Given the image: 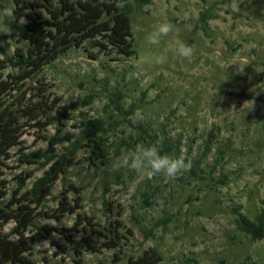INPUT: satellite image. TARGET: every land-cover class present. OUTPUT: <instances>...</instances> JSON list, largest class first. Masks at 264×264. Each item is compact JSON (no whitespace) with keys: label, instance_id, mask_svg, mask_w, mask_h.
Segmentation results:
<instances>
[{"label":"rangeland","instance_id":"374dc122","mask_svg":"<svg viewBox=\"0 0 264 264\" xmlns=\"http://www.w3.org/2000/svg\"><path fill=\"white\" fill-rule=\"evenodd\" d=\"M115 1L132 9L135 55L121 57L84 44L41 73L69 115L55 153L81 142L41 209L51 215L69 184L80 190V208L58 221L40 220L53 230L35 243L32 259L128 264L155 252L159 264H264V240H252L236 226L237 214L254 219L264 200V0H149L140 8L135 0ZM9 6L12 0H0V13ZM164 21L175 25L174 31L159 47L149 45L147 35ZM22 26L0 14V60L25 48ZM177 37L193 47V56L169 53L165 64H155L153 54ZM98 129L104 131L106 157L94 163L89 157ZM54 134L51 126L41 133L27 130L24 152L45 150ZM162 141L171 147L162 155L190 162L178 180H148L113 169L126 150L141 143L160 150ZM11 154L5 172L9 189L14 175L31 173L29 188L42 170L20 164L16 149ZM67 197L72 203L74 195ZM83 218L101 236L75 225ZM114 232L121 237L118 246L104 248Z\"/></svg>","mask_w":264,"mask_h":264},{"label":"trees","instance_id":"16d2710c","mask_svg":"<svg viewBox=\"0 0 264 264\" xmlns=\"http://www.w3.org/2000/svg\"><path fill=\"white\" fill-rule=\"evenodd\" d=\"M12 2L16 20L24 17L27 23L23 24L21 33L25 48H17L12 57L0 60V264H38L31 257L35 243L47 239L53 230L41 225L40 220L53 218L58 221L65 214H73L80 208V190L69 184L59 195L51 215L41 209L51 194L52 186L72 165L75 152L81 147L80 140L76 139L63 153H55V146L62 141L60 134L69 115L67 109L60 105L59 97L51 92V86L41 74L42 70L69 49H77L84 44L99 52L121 57L135 55L129 21L132 9L126 5L118 7L115 0ZM148 2L135 0L137 8ZM50 126L55 129V134L48 138L45 150L25 153L22 137L26 131L33 129L41 133ZM103 132L96 130L92 139L89 160L94 163L106 157L102 154ZM170 148L162 141L160 153H168ZM12 149H16L20 164H37V168L42 170L29 188H26V182L31 173L14 175V187L9 189L5 172L9 168L7 162L12 156ZM68 193L74 195L72 203L68 201ZM78 221L75 225L80 226L81 230L87 226V233L101 236V231L94 230L84 218ZM8 223L13 226L9 232H4L3 227ZM236 226L252 240H264V200L254 219L237 214ZM30 230H34V234H27ZM116 234L114 232L102 246L106 249L116 248L121 240ZM86 244L94 251L93 246ZM160 262V255L152 252L128 264Z\"/></svg>","mask_w":264,"mask_h":264},{"label":"clouds","instance_id":"9594fccd","mask_svg":"<svg viewBox=\"0 0 264 264\" xmlns=\"http://www.w3.org/2000/svg\"><path fill=\"white\" fill-rule=\"evenodd\" d=\"M3 16L16 19L14 6H9L2 10ZM20 24L27 21L24 17L19 18ZM175 29V25L164 21L156 25L147 35L149 45L159 47L163 38L168 37ZM172 53L181 58H191L194 49L178 37L169 42V46L162 52L154 53L152 60L155 64L163 65L168 60V54ZM113 169L119 171L121 169L129 170L142 174L146 179L153 180L158 176H163L168 181L178 180L185 172L190 170V162H186L183 157H172L167 154L162 155L157 145L152 144L146 146L138 144L131 151H125L116 157L113 163Z\"/></svg>","mask_w":264,"mask_h":264}]
</instances>
